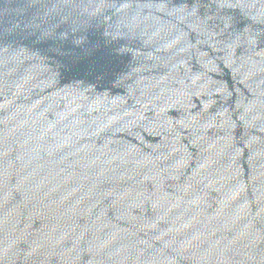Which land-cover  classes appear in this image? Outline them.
Returning a JSON list of instances; mask_svg holds the SVG:
<instances>
[{"label": "water", "instance_id": "water-1", "mask_svg": "<svg viewBox=\"0 0 264 264\" xmlns=\"http://www.w3.org/2000/svg\"><path fill=\"white\" fill-rule=\"evenodd\" d=\"M0 264H264V0H0Z\"/></svg>", "mask_w": 264, "mask_h": 264}]
</instances>
